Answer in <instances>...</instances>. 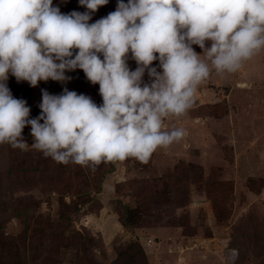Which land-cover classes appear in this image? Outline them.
Masks as SVG:
<instances>
[{
  "label": "rangeland",
  "instance_id": "obj_1",
  "mask_svg": "<svg viewBox=\"0 0 264 264\" xmlns=\"http://www.w3.org/2000/svg\"><path fill=\"white\" fill-rule=\"evenodd\" d=\"M53 2L64 13L86 10L78 0ZM115 9L109 0L90 23ZM245 62L236 73L213 71L193 107L165 119L186 135L147 163L93 170L0 144V264H264V50ZM67 74L66 83L35 87L10 76L8 86L33 118L41 89L102 103L82 70ZM23 136L33 142L30 126Z\"/></svg>",
  "mask_w": 264,
  "mask_h": 264
},
{
  "label": "clouds",
  "instance_id": "obj_2",
  "mask_svg": "<svg viewBox=\"0 0 264 264\" xmlns=\"http://www.w3.org/2000/svg\"><path fill=\"white\" fill-rule=\"evenodd\" d=\"M108 3L78 0L85 11L64 13L53 0H0V144L93 170L129 158L147 163L186 135L165 119L191 109L213 71L236 73L264 50V0H116L114 11L90 23ZM77 69L99 85L102 103L67 87L41 89L33 118L8 86L10 76L32 87L66 83Z\"/></svg>",
  "mask_w": 264,
  "mask_h": 264
},
{
  "label": "crops",
  "instance_id": "obj_3",
  "mask_svg": "<svg viewBox=\"0 0 264 264\" xmlns=\"http://www.w3.org/2000/svg\"><path fill=\"white\" fill-rule=\"evenodd\" d=\"M245 63H246V62H244L243 65H245ZM243 65H242V66H243Z\"/></svg>",
  "mask_w": 264,
  "mask_h": 264
}]
</instances>
